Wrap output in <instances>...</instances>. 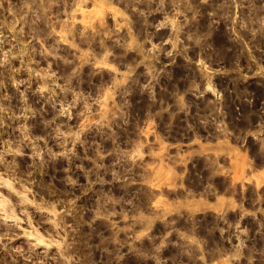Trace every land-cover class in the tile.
<instances>
[{"label":"rangeland","instance_id":"rangeland-1","mask_svg":"<svg viewBox=\"0 0 264 264\" xmlns=\"http://www.w3.org/2000/svg\"><path fill=\"white\" fill-rule=\"evenodd\" d=\"M0 264H264V0H0Z\"/></svg>","mask_w":264,"mask_h":264}]
</instances>
